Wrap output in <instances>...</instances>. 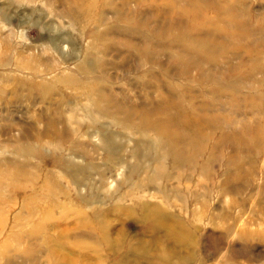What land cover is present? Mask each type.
<instances>
[{
    "label": "rangeland",
    "instance_id": "1",
    "mask_svg": "<svg viewBox=\"0 0 264 264\" xmlns=\"http://www.w3.org/2000/svg\"><path fill=\"white\" fill-rule=\"evenodd\" d=\"M171 1L0 0V57L9 64L0 67V264H264V110L246 109L264 107V0H196L208 16L226 10L212 32L219 38L207 40L221 68L208 82L193 70L180 75L182 41L171 46L159 37L160 30L177 33L157 11ZM81 8H92L86 21L93 10L102 20L85 29L80 21V30ZM238 25L244 34L235 40L228 32ZM143 48L153 61L142 63ZM89 63L93 95L60 77L83 80ZM30 68L49 70L33 76ZM166 82L212 109L221 126L216 139L226 126V145L217 148L226 159L202 174L152 176L153 135L120 124L124 110L97 112V93L120 106L150 103L166 97ZM23 145L40 153H22ZM157 207L189 234L179 241L164 227L152 229L143 215Z\"/></svg>",
    "mask_w": 264,
    "mask_h": 264
},
{
    "label": "bare ground",
    "instance_id": "2",
    "mask_svg": "<svg viewBox=\"0 0 264 264\" xmlns=\"http://www.w3.org/2000/svg\"><path fill=\"white\" fill-rule=\"evenodd\" d=\"M125 1L128 0H124V2ZM186 1H188L187 5L184 6L180 5L176 0L165 2L162 7L157 10L158 12L165 11L168 20L171 19L170 24H167V28L170 29L172 27L171 30H177V33H172L170 31L164 32L163 30H160V33L162 34H160L161 36L159 37L163 38V41L168 45L171 44V46L178 45L175 41H182L178 42L180 44V48L176 53V58L180 62V64H177V69L180 75L186 76L188 72L193 70L195 71L194 78H197L201 82H208L209 80H214L216 78V72H218L221 68H219L220 66H213L217 62L216 60L215 62L213 58L215 50L212 49L214 48L213 46H208L209 44L207 43V40L212 35L216 39L219 38L217 35L212 34V32L217 29L219 24L216 21L223 22V20H226V10L215 11L214 16H212L213 14L208 16L207 9L201 6L202 3H198L196 0ZM91 3L93 2L91 1ZM91 9L92 8H81L79 11H81L84 16H78L74 21V26L76 25L80 30H82L81 22L83 29H85V27H88L89 24V26L92 27V23L95 24L96 21H101V15L94 18L92 17L91 14L94 10L90 14V21H86V19H84L88 17ZM212 13H214V11ZM220 13L225 14L224 16H221ZM219 15L220 17H218ZM180 16H185L187 18V22L180 24V20L178 19ZM129 19L131 20V17L127 18V21H129ZM172 19L175 20L173 21ZM176 19L179 22H177ZM231 21L236 23V20L234 19H231ZM243 34L244 33L239 25L236 27L235 33L228 32V35L233 37L235 40H238L236 36ZM190 35H192V38L189 37ZM223 43H226V34L223 35ZM140 50V53H137L140 55L142 63H144L143 60H145V58L150 59L152 54L148 53V51L144 50V48ZM61 52H63V50H61ZM150 61L153 60L150 59ZM3 65H9L8 60H6L5 57H0V67H3ZM93 67L94 66L91 63H89L87 68L83 67V70L85 71V78L83 80L74 75H62L60 77H63L62 79L64 82H67L69 85L76 82L80 83L81 86H83L80 88V91L83 94L89 95L92 90L91 87L94 86L93 83L96 82V80L92 82L93 77H89L88 75V73L93 70ZM48 70L49 69H29L30 74L33 76L39 75V73L46 72ZM166 85L167 87L161 83L160 86L161 89H165V98L160 97L161 99H158L157 101L155 99H150V103L146 101L135 103V105L128 103L125 105L126 107L115 103L108 96H106L104 92L97 93L99 97L98 99H95L97 102H101V104L98 103L99 106L97 110H99L97 112L98 114H104L106 111L103 108H113V111L118 112L124 110L123 114H125V116L123 117L124 119H121V122L119 121L120 124L134 131L143 132L144 135L147 133H151L153 135L155 146L159 148V151L157 153L156 151L153 153L155 154L156 164L152 168V176L162 179H171L173 178L171 173L177 169L176 177L178 178L181 177L182 174H185L186 169L193 170V172H197L196 170H198L202 174L218 157L220 159H226L223 152L221 154L217 153V148L222 150L226 145V126L224 127L225 132L223 133V138L220 137L216 139L214 135L216 132L221 130V126L220 119L212 114V109L207 107L204 102H202L201 105L197 104L195 97L187 94L185 90L181 92L176 91L172 86L173 84L170 82H166ZM92 92L93 91H91V94L93 95ZM96 101H93L94 105H97L95 104ZM259 104L255 102L254 104H251L250 107L247 106L246 109L249 110V113L252 112L254 108L257 111H263V105ZM137 107H139V110ZM138 112L139 114H136ZM243 124V128H245L246 123ZM62 132L58 131L59 134ZM64 132L66 133L65 129ZM99 136L101 138V134H99ZM251 137L255 138L253 135H251ZM240 139L242 141L247 140L245 137ZM19 151L22 153L30 152L31 154L34 152L37 155L40 153V151L36 148L33 149L31 146L26 145L19 147ZM136 167L137 166L135 164L131 165L128 168L130 173H133ZM149 182L150 180L146 176L138 182V188H140L139 190L141 193L144 192V189H146ZM135 186L136 185L131 184L130 188ZM141 196L142 195L139 194L136 198H141ZM195 198L196 195H194V200ZM186 202L187 201H185V203ZM143 218L150 222L152 229L164 227L165 235L167 237H173L175 240L181 241L182 238L189 234L187 225L181 223L177 216L173 213L167 212L164 207H157L147 216L143 215ZM106 245H109L108 239L106 240ZM128 250V247H118L115 250L113 246V253H118L120 251V254L123 253L122 255L124 256L125 253H128ZM159 251L167 252V249L160 247ZM116 264H129V261L123 258Z\"/></svg>",
    "mask_w": 264,
    "mask_h": 264
}]
</instances>
